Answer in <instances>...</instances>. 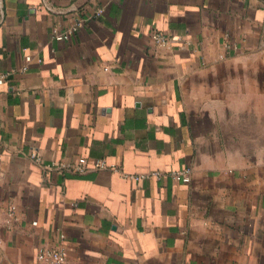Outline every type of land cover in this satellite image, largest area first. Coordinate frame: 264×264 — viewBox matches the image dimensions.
Returning a JSON list of instances; mask_svg holds the SVG:
<instances>
[{
  "label": "crops",
  "instance_id": "1",
  "mask_svg": "<svg viewBox=\"0 0 264 264\" xmlns=\"http://www.w3.org/2000/svg\"><path fill=\"white\" fill-rule=\"evenodd\" d=\"M0 75V264H264V0H0Z\"/></svg>",
  "mask_w": 264,
  "mask_h": 264
},
{
  "label": "built area",
  "instance_id": "2",
  "mask_svg": "<svg viewBox=\"0 0 264 264\" xmlns=\"http://www.w3.org/2000/svg\"><path fill=\"white\" fill-rule=\"evenodd\" d=\"M100 13H101L100 11H97L95 16L96 17L99 16ZM69 33L70 32L63 33V34H56L55 38L58 40H62L64 38H66L69 35ZM153 38L156 40H159L160 36L154 35ZM1 77L2 76L0 75V78ZM35 159L37 161H39V158L36 157ZM106 166H107V164L103 160H99L93 164L94 169H102V168H105ZM47 167H50V166H47ZM85 169H86L85 168V162L83 160H81L77 165L71 166V168H68L67 170H69L71 172H76V173H83L85 171ZM186 173H187L186 171H183V172L175 171V172H171V175H173L174 177H178L180 175L187 176ZM151 175H153L155 177H160L161 173L160 172H152ZM37 260L43 264H65L66 263V252L62 248H41L38 251Z\"/></svg>",
  "mask_w": 264,
  "mask_h": 264
}]
</instances>
